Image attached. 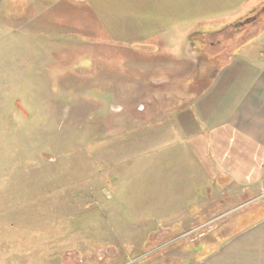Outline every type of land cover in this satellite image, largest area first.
<instances>
[{
  "label": "rangeland",
  "instance_id": "rangeland-1",
  "mask_svg": "<svg viewBox=\"0 0 264 264\" xmlns=\"http://www.w3.org/2000/svg\"><path fill=\"white\" fill-rule=\"evenodd\" d=\"M259 4L0 0V159L9 157L0 174V264H90L106 256L114 258L105 264H164L176 246L164 242L188 234L180 228L148 243L186 157L171 127L189 109L171 112L189 106L187 97L219 69L202 81L206 66L189 60L203 49L207 64L225 66L233 56L264 63V18L233 38L224 29ZM192 44L201 48L185 49ZM191 118L198 123L192 106ZM18 127L13 138L5 132ZM16 137L19 151L11 148ZM254 210L255 219L264 212ZM207 227L180 251L201 257L205 251L195 249L212 241ZM178 255L169 264H179Z\"/></svg>",
  "mask_w": 264,
  "mask_h": 264
},
{
  "label": "crops",
  "instance_id": "crops-1",
  "mask_svg": "<svg viewBox=\"0 0 264 264\" xmlns=\"http://www.w3.org/2000/svg\"><path fill=\"white\" fill-rule=\"evenodd\" d=\"M242 31L245 30L233 29L231 37ZM185 49L188 50L187 45ZM261 54L264 56V51ZM189 61L194 64L196 60ZM250 62L237 60V56L225 66L215 59L209 65L196 61L197 68L216 67L218 72L207 81L203 91L187 97L193 99L189 106L179 107L178 114L171 112L172 116H182L189 109V118L192 106L198 123L194 118H187L190 123L185 118L171 127V132L180 135V148L186 157L178 160L181 163L178 171L172 173L179 174L171 185L172 204L168 209L164 207L162 215L156 218L160 227L155 234L148 235V243H161L160 237L173 236L180 228L192 235L184 236L186 243H181L182 237L164 242L166 247L176 245L174 253L164 258V264L176 262L177 252L179 264H264V212L256 219L252 215L255 207L264 211V63L255 66ZM129 64L139 69L141 62L133 60ZM206 67L198 74L202 81L209 78L204 77ZM136 91L139 93V89ZM20 131L18 127L5 132H10L13 138ZM16 138L10 141L11 148L19 151L22 143ZM25 159L43 161L42 157L39 161L36 157H22L21 162ZM8 160L9 157L0 159V174L7 175L4 172ZM207 224L212 226L208 233L212 241L195 249L205 251L201 257L194 254L195 258L187 248L180 251L193 241L202 240ZM94 258L90 264H105L114 256H106L104 260Z\"/></svg>",
  "mask_w": 264,
  "mask_h": 264
},
{
  "label": "flooded vegetation",
  "instance_id": "flooded-vegetation-1",
  "mask_svg": "<svg viewBox=\"0 0 264 264\" xmlns=\"http://www.w3.org/2000/svg\"><path fill=\"white\" fill-rule=\"evenodd\" d=\"M258 10H261V11L258 12ZM250 15H251V18L245 19V17H244L245 21L243 23H238V24L235 25V27L232 26V23H231V25H228L224 29L226 30L229 27H231V29H235L236 28V30H237L239 28V29H242V30L246 31L250 27V25H251L253 20L255 21L257 19L264 18V4L259 5V7H255V8L253 7L252 11L250 10ZM241 18H243V17H241ZM196 47H199V46H196V45L192 44V47L188 46V51L195 50L193 48H196ZM200 48L201 47H199V49ZM201 50L203 51V49H201ZM202 51H200V55L196 57V59H197L196 61L198 63H203L204 61H208V59L205 57V55H204V53ZM208 65H209V63H208ZM208 67L209 66H207L206 69H205L206 71H204V76L205 77H208V76H210L212 74V73H210V72H212V69L210 67L209 68ZM208 74H210V75H208Z\"/></svg>",
  "mask_w": 264,
  "mask_h": 264
}]
</instances>
